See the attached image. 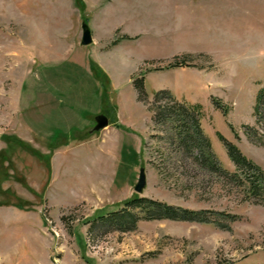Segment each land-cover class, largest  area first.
<instances>
[{"label": "rangeland", "instance_id": "374dc122", "mask_svg": "<svg viewBox=\"0 0 264 264\" xmlns=\"http://www.w3.org/2000/svg\"><path fill=\"white\" fill-rule=\"evenodd\" d=\"M79 3L0 0V264H264V198L180 149L150 110L163 90L203 105L222 167L238 172L218 134L264 170V0ZM176 56L190 58L168 69ZM138 196L209 222L130 208L136 226L117 227Z\"/></svg>", "mask_w": 264, "mask_h": 264}, {"label": "trees", "instance_id": "16d2710c", "mask_svg": "<svg viewBox=\"0 0 264 264\" xmlns=\"http://www.w3.org/2000/svg\"><path fill=\"white\" fill-rule=\"evenodd\" d=\"M75 1L78 2L80 9L83 10L84 6L79 3L80 0ZM189 58L190 57L187 56H176L168 65V69L186 66ZM141 82H143V80H139L137 85V88L141 92L140 99L144 103H147L148 98L142 92ZM153 100L154 103L150 104V110L153 112V120L158 125L170 124V130L173 132L172 136H174V142H176L180 149H184L191 154L197 151L198 155L196 156L198 157L195 158L197 162L198 160L202 162L204 161L205 165H207V167H209L214 173H222L228 176L231 175L230 178L235 179L240 186H247V193L250 196L258 199L264 198V170L244 155L235 143L229 141L223 135L218 134L220 140L227 149L229 158L236 165L238 172L229 173L220 164L219 159L213 150L212 142L204 133L201 125V120L204 117L203 105L180 102L174 99L170 92L166 90L158 92ZM165 100L168 102L163 103ZM214 101L216 107L222 109L220 102H218L217 99H214ZM255 114L258 123H264V88L258 94ZM247 134L249 137H253L252 133L247 132ZM200 156H203V159L200 160ZM240 173H243V176H241ZM130 208L144 211L146 213L145 219L209 222L206 220L208 217L205 216L203 212L188 211L186 209L177 208L138 196L126 202L124 204V209L120 211V214H116L112 219L114 223H117V227L134 228L136 226V223L140 218L132 213Z\"/></svg>", "mask_w": 264, "mask_h": 264}, {"label": "water", "instance_id": "95a60500", "mask_svg": "<svg viewBox=\"0 0 264 264\" xmlns=\"http://www.w3.org/2000/svg\"><path fill=\"white\" fill-rule=\"evenodd\" d=\"M93 43V35L90 27L83 23L82 25V40L81 44L83 46H88ZM109 125V119L105 115H99L96 117V125L94 127L95 131H100ZM147 185V177L145 169H141L138 183L135 186V191L139 194L144 192Z\"/></svg>", "mask_w": 264, "mask_h": 264}]
</instances>
